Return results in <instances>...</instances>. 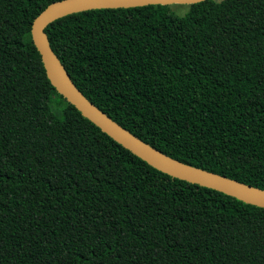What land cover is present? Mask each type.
<instances>
[{"label": "trees", "instance_id": "obj_1", "mask_svg": "<svg viewBox=\"0 0 264 264\" xmlns=\"http://www.w3.org/2000/svg\"><path fill=\"white\" fill-rule=\"evenodd\" d=\"M59 1L0 0V264H264V208L151 167L57 93L31 26ZM187 6L87 10L44 32L122 128L264 190V0Z\"/></svg>", "mask_w": 264, "mask_h": 264}, {"label": "water", "instance_id": "obj_2", "mask_svg": "<svg viewBox=\"0 0 264 264\" xmlns=\"http://www.w3.org/2000/svg\"><path fill=\"white\" fill-rule=\"evenodd\" d=\"M204 0H61L42 10L33 20L31 38L51 85L83 117L151 167L192 184L216 190L243 203L264 208V190L177 161L149 146L94 106L74 85L49 46L45 27L56 19L93 9L147 5L195 4Z\"/></svg>", "mask_w": 264, "mask_h": 264}, {"label": "rangeland", "instance_id": "obj_3", "mask_svg": "<svg viewBox=\"0 0 264 264\" xmlns=\"http://www.w3.org/2000/svg\"><path fill=\"white\" fill-rule=\"evenodd\" d=\"M215 1L220 2L221 0H215ZM170 10L177 16H184L188 11V6L185 4H174V5H170ZM25 54L26 56H32L30 52H25ZM55 106L59 108L60 103L56 104Z\"/></svg>", "mask_w": 264, "mask_h": 264}]
</instances>
